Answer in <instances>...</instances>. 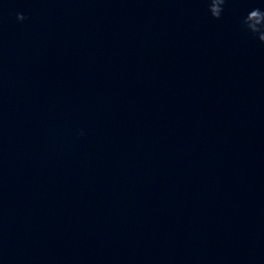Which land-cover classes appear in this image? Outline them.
<instances>
[{
	"label": "clouds",
	"instance_id": "9594fccd",
	"mask_svg": "<svg viewBox=\"0 0 264 264\" xmlns=\"http://www.w3.org/2000/svg\"><path fill=\"white\" fill-rule=\"evenodd\" d=\"M224 3L225 0H208V10L214 18L220 17ZM242 24L248 32L264 43V10L253 8L243 18Z\"/></svg>",
	"mask_w": 264,
	"mask_h": 264
}]
</instances>
